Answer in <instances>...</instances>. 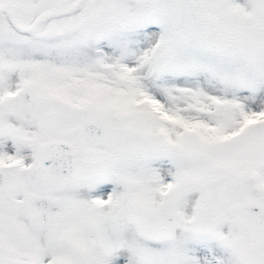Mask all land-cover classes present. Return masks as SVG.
<instances>
[{"label":"snow or ice","instance_id":"6c2138e0","mask_svg":"<svg viewBox=\"0 0 264 264\" xmlns=\"http://www.w3.org/2000/svg\"><path fill=\"white\" fill-rule=\"evenodd\" d=\"M0 264H264V0H0Z\"/></svg>","mask_w":264,"mask_h":264}]
</instances>
